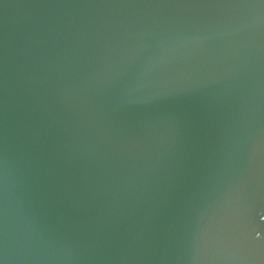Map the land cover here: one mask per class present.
<instances>
[{"label":"water","instance_id":"obj_1","mask_svg":"<svg viewBox=\"0 0 264 264\" xmlns=\"http://www.w3.org/2000/svg\"><path fill=\"white\" fill-rule=\"evenodd\" d=\"M0 264H264V0H0Z\"/></svg>","mask_w":264,"mask_h":264}]
</instances>
